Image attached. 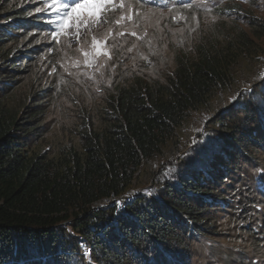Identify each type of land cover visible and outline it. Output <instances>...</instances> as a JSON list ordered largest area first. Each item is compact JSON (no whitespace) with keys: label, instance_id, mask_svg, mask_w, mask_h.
<instances>
[{"label":"trees","instance_id":"1","mask_svg":"<svg viewBox=\"0 0 264 264\" xmlns=\"http://www.w3.org/2000/svg\"><path fill=\"white\" fill-rule=\"evenodd\" d=\"M150 1L244 11L168 43L158 77L121 50L129 71L81 105L66 96L77 80L50 70L49 14L0 0V264H194L226 220L256 217L240 239L264 252V16L243 0Z\"/></svg>","mask_w":264,"mask_h":264},{"label":"rangeland","instance_id":"2","mask_svg":"<svg viewBox=\"0 0 264 264\" xmlns=\"http://www.w3.org/2000/svg\"><path fill=\"white\" fill-rule=\"evenodd\" d=\"M101 2L103 7L98 10L99 15L94 17L100 21L99 23H92L87 11L78 10L82 17L79 24L75 19L68 20L67 26L61 31L60 26L65 24L64 11L57 10L54 0H12V3L17 6L38 7L42 10L41 13L49 14L47 22H51L53 26L52 35L44 36L42 41L53 42L54 48H57L56 63L50 70L57 68L59 76L62 74L77 80V84L83 89L66 85L71 93L70 96H66L76 99L81 105L83 102L95 101L81 92H97V97H102L106 92L105 89L114 84L120 72L129 71L121 68L116 61L117 53L121 50L129 48L132 61H146L147 64L141 66L147 67L146 74L158 77L166 68L168 43L175 40L181 47H190L195 38L193 34L199 29L205 28L220 18L242 16L244 11V9L220 11L216 7L197 3L187 7L157 8L160 5L150 0H101ZM241 2H244L245 8L252 6L259 9V13L264 16L263 0H259L258 3H247L250 2L249 0ZM85 20H88L87 24ZM163 33L166 34L167 39L161 37ZM43 42L40 40L38 44H44ZM85 52L89 55L85 56ZM43 58L50 57L44 54L37 63V70L42 71ZM137 68L138 66H135V69ZM70 99L63 96L61 102H56L60 103V106L61 103L70 105ZM134 192L130 191L128 194L133 195ZM108 203V201H101L97 205ZM251 212L254 214L253 211ZM227 216L228 214L224 213V217ZM261 218L256 217L252 224L241 219L226 220L225 227L222 226L220 229L223 237L216 239L222 242L201 239L195 244L193 263L258 264L263 259V250L255 247L254 239L243 242L240 238L242 235L246 236L245 239L248 238L244 230L261 231ZM235 226L239 228V231L233 230L225 236L226 228L233 229Z\"/></svg>","mask_w":264,"mask_h":264},{"label":"snow or ice","instance_id":"3","mask_svg":"<svg viewBox=\"0 0 264 264\" xmlns=\"http://www.w3.org/2000/svg\"><path fill=\"white\" fill-rule=\"evenodd\" d=\"M54 3L57 4V10L64 11V19L65 24H62L61 31L67 26L68 20L75 19L77 24H79L81 17V14L78 10H85L88 12V18L91 20L92 23H99L100 21L98 19H94V17H97L99 15L98 10L103 7V3L101 0H63V2H60V0H54ZM123 4L121 3V7ZM51 7V5H49ZM70 8V11L68 9ZM37 11H42L41 9H37ZM88 23V20H85V24ZM55 36V33H53ZM135 35V33H133ZM97 50V49H94ZM85 56H88L89 53L85 52ZM257 79H264V73L260 74V76L257 77ZM246 91H252L250 88L246 89Z\"/></svg>","mask_w":264,"mask_h":264},{"label":"built area","instance_id":"4","mask_svg":"<svg viewBox=\"0 0 264 264\" xmlns=\"http://www.w3.org/2000/svg\"><path fill=\"white\" fill-rule=\"evenodd\" d=\"M133 198H134V194L133 195L127 194L125 196L115 198L114 201L115 203L118 204L119 207H121L122 205H126L132 202Z\"/></svg>","mask_w":264,"mask_h":264},{"label":"water","instance_id":"5","mask_svg":"<svg viewBox=\"0 0 264 264\" xmlns=\"http://www.w3.org/2000/svg\"><path fill=\"white\" fill-rule=\"evenodd\" d=\"M110 205H111V204H110ZM98 207H104V206H103V205H102V206L100 205V206H98Z\"/></svg>","mask_w":264,"mask_h":264},{"label":"bare ground","instance_id":"6","mask_svg":"<svg viewBox=\"0 0 264 264\" xmlns=\"http://www.w3.org/2000/svg\"><path fill=\"white\" fill-rule=\"evenodd\" d=\"M113 204V203H112Z\"/></svg>","mask_w":264,"mask_h":264}]
</instances>
